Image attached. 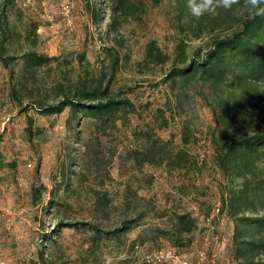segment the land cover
<instances>
[{
	"label": "rangeland",
	"instance_id": "1",
	"mask_svg": "<svg viewBox=\"0 0 264 264\" xmlns=\"http://www.w3.org/2000/svg\"><path fill=\"white\" fill-rule=\"evenodd\" d=\"M65 1L69 18L61 12ZM89 1L97 18L84 0H29L26 6L15 0L7 10L12 32L5 54L14 59L4 67L0 58V206L12 219L9 229L0 219L6 264H35L40 248L51 264H144L142 251L170 243L159 227L180 210H192L198 219L191 242L180 248L186 258L195 260L203 249V264H233L227 249L231 223L221 215L217 228L209 229L202 214L217 203L222 179L212 161L211 134L221 107L217 95L197 79L165 78L174 62L198 60L214 36L232 27L213 21L219 11L195 19L180 0H141L137 14L108 25L110 0ZM150 40L168 55L166 61L147 59ZM27 50L55 58L29 72ZM115 54L118 63L112 66ZM95 79L108 81L133 107L107 120L83 115L76 121L68 108L58 114L38 111L36 102H55L79 81ZM157 108L164 110L167 125H155ZM255 112L264 114V101ZM150 134L184 146L195 167L183 171L143 160L162 152L150 146ZM40 183L46 189L34 201L32 188ZM98 193L106 194L107 205L98 204ZM124 219L133 225L113 236H94L83 224L108 231ZM58 220L80 223L40 241Z\"/></svg>",
	"mask_w": 264,
	"mask_h": 264
},
{
	"label": "trees",
	"instance_id": "2",
	"mask_svg": "<svg viewBox=\"0 0 264 264\" xmlns=\"http://www.w3.org/2000/svg\"><path fill=\"white\" fill-rule=\"evenodd\" d=\"M15 0H0V58L4 67H8L14 56L5 54L4 42L11 37L12 28L8 21L7 10ZM181 8H186L187 0H180ZM21 3V2H20ZM243 4V0H241ZM94 18L98 12L89 0H84ZM141 0H110L108 25L120 18L137 14L142 8ZM216 22H226L232 30L223 35L214 36L207 49L198 60L185 65L174 62L165 73L166 80L180 77L184 82L193 79L209 84L218 98L220 110L217 112L216 126L211 134L212 161L214 168L222 179L218 182L219 199L213 207L202 211L205 220L209 219L207 228H217L221 215L231 223L228 255L233 264H264V114L257 115L256 105L264 101V17L252 18L246 11L237 14L219 10L214 17ZM37 24H33L35 31ZM198 52V50H197ZM27 71L48 64L55 56L27 50L23 53ZM147 59L164 62L168 55L161 51L153 40L147 43ZM158 59V60H154ZM181 61H184L183 59ZM112 66L118 63V55L112 59ZM133 102L117 91H112L109 82L101 79L79 81L69 91L52 103L36 102L38 111L44 114H58L68 108L70 118L78 121L81 116H93L104 120L115 118L121 110H129ZM156 126L167 125L164 110L157 108ZM159 115L161 117H159ZM160 118V119H159ZM153 121V120H152ZM154 127V125L152 126ZM150 146L162 151L150 156L145 154L143 160L156 164H165L168 168L188 171L194 168L196 159L184 146L174 147L160 142L158 137L148 135ZM187 138L184 137V142ZM204 155L202 154L201 158ZM65 175V171H62ZM46 186L42 183L32 188V199L37 201ZM98 204H108L105 193L96 195ZM54 201V200H52ZM54 202L50 204V207ZM202 203V200H200ZM162 212L160 215H165ZM134 220L124 219L120 225L108 231L100 230L97 224H86L85 228L94 231L117 235L128 230ZM80 222L58 220L50 233L42 234L40 241L50 239L51 231L60 227L78 226ZM198 228L197 216L192 210L174 211L165 226L159 227L163 235L168 236L170 243L150 251L144 250L141 260L147 263L145 253L159 251L166 246H173L186 260L185 264H203L206 251L198 250L197 258H186L180 248L191 242L190 234ZM207 239V238H206ZM140 244L133 245L135 253L140 252ZM44 249L40 248L39 258L35 264H51L43 257ZM215 254L212 253V260ZM160 264H170L163 261Z\"/></svg>",
	"mask_w": 264,
	"mask_h": 264
},
{
	"label": "clouds",
	"instance_id": "3",
	"mask_svg": "<svg viewBox=\"0 0 264 264\" xmlns=\"http://www.w3.org/2000/svg\"><path fill=\"white\" fill-rule=\"evenodd\" d=\"M189 13L195 19L217 13L219 10L235 12L246 11L252 18L264 17V0H187Z\"/></svg>",
	"mask_w": 264,
	"mask_h": 264
},
{
	"label": "built area",
	"instance_id": "4",
	"mask_svg": "<svg viewBox=\"0 0 264 264\" xmlns=\"http://www.w3.org/2000/svg\"><path fill=\"white\" fill-rule=\"evenodd\" d=\"M22 5L26 6L29 3V0H21ZM62 14L69 18V12L71 6L68 1L62 3L61 6ZM49 17V16H47ZM202 155V154H201ZM0 219L3 220L4 227L9 229L12 226V219L6 215L4 209L0 206ZM0 242H1V234H0ZM143 259L150 264H160L163 261H167L170 264H185L186 260L184 257L173 247L166 246L159 251H154L150 253H145ZM0 264H6V260L3 256L1 246H0Z\"/></svg>",
	"mask_w": 264,
	"mask_h": 264
}]
</instances>
